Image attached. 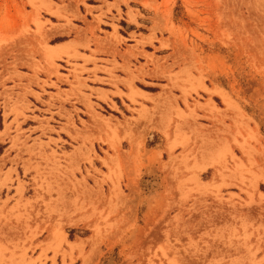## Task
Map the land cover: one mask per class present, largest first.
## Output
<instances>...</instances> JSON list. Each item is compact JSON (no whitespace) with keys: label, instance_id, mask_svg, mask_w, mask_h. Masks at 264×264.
<instances>
[{"label":"rangeland","instance_id":"374dc122","mask_svg":"<svg viewBox=\"0 0 264 264\" xmlns=\"http://www.w3.org/2000/svg\"><path fill=\"white\" fill-rule=\"evenodd\" d=\"M0 264H264V0H0Z\"/></svg>","mask_w":264,"mask_h":264},{"label":"crops","instance_id":"0c3cea01","mask_svg":"<svg viewBox=\"0 0 264 264\" xmlns=\"http://www.w3.org/2000/svg\"><path fill=\"white\" fill-rule=\"evenodd\" d=\"M93 7H95V6H93ZM99 58H102V57H99ZM117 62L120 63L118 60H117ZM132 64L134 65V67H137L136 64H134V63H132ZM89 68H91V66H89ZM113 75L119 79V80H117V83H116L117 89L120 90L124 94L138 95V96H136V100H141L140 96H143V97H145V96H156L161 91L160 88H158L155 92H149V91L142 90L139 87H137V85H136L137 81L136 82L133 81L134 88L132 91L129 88H127L125 86V84H127L128 81H130L132 79L135 80L136 79L135 77L140 78V74L133 67H130L128 70H115V71H113ZM89 76H90V74H89ZM96 77L104 78V79L108 78L107 75L99 74V73H97ZM146 82L148 83L147 85H150L151 87H156V86L158 87V85H162L161 83L157 84V83H151L148 81H146ZM99 89L106 90V91L108 90L110 92H113L115 90L113 87H100ZM129 91H131V92H129ZM133 92H134V94H133ZM115 98L119 99V103L121 105L130 106V103H129V100L127 99V97L124 98V97H119L116 95H114V96L110 95L111 103L113 102L116 105V107H118V105L114 101V100H116ZM176 103L178 105H180L179 101H176ZM107 105L110 107L111 104L107 103ZM145 105L147 106V104H145Z\"/></svg>","mask_w":264,"mask_h":264},{"label":"bare ground","instance_id":"6f19581e","mask_svg":"<svg viewBox=\"0 0 264 264\" xmlns=\"http://www.w3.org/2000/svg\"><path fill=\"white\" fill-rule=\"evenodd\" d=\"M115 191V190H114ZM116 192V191H115Z\"/></svg>","mask_w":264,"mask_h":264}]
</instances>
